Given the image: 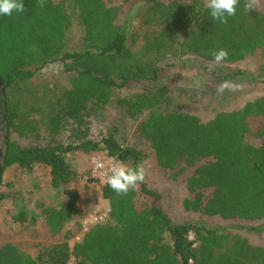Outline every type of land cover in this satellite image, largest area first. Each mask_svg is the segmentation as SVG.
<instances>
[{"label":"trees","instance_id":"1","mask_svg":"<svg viewBox=\"0 0 264 264\" xmlns=\"http://www.w3.org/2000/svg\"><path fill=\"white\" fill-rule=\"evenodd\" d=\"M130 1L45 0L40 7L38 0H23V13L0 16L5 90L0 127L8 139L2 173L10 167L31 173L43 165L51 188L66 196L64 205L41 210L49 233L62 235V241L41 246L34 255L2 244L0 264H68L71 259L74 264H264V247H252L238 235L203 223H175L144 181L121 196L105 183L101 198L108 204L107 220L69 246L73 234L65 228L78 213V194L66 188L78 175L65 156L102 152L130 167L147 159L143 150L119 143L113 131L97 141L90 138L84 118L109 104L137 121L135 135L148 144L170 181L190 173L185 179L190 197L182 203L186 212L241 222L264 219V96L209 121L157 110L168 94L159 83L161 73L172 58L192 57L195 65L219 66L218 72L249 57L264 58V0H255L249 12L240 0L227 24L212 20L203 0H151L133 21ZM74 27L82 29V37L70 52ZM220 48L228 59L216 64L210 52ZM56 62L71 76L68 87L50 95L29 92L34 71ZM258 75L264 77V67ZM255 77L237 70L220 80ZM131 88L128 96H113ZM42 103L46 120L36 121L32 106ZM68 122L77 128L63 145L56 137ZM12 220L34 224L36 217L20 210Z\"/></svg>","mask_w":264,"mask_h":264},{"label":"rangeland","instance_id":"2","mask_svg":"<svg viewBox=\"0 0 264 264\" xmlns=\"http://www.w3.org/2000/svg\"><path fill=\"white\" fill-rule=\"evenodd\" d=\"M150 1L131 0L127 8L129 20L134 21ZM121 3L122 0H117V4ZM129 28H135V25ZM71 30L70 52L78 48L82 37L80 27H74ZM193 60L192 57H178L165 63L159 83L167 87L168 94L166 101L157 110L185 112L197 116L201 121H209L218 113L239 110L246 103L264 96V77L258 75L260 69L264 67V58L261 56L249 57L232 66H223L220 69L221 72L216 71L219 66L211 64L212 68L209 70V64H197V66ZM237 70L253 74L256 80L233 81L242 86L240 90H226L223 94H218L216 89L222 82L220 78L224 74H231ZM70 78V75L64 73L62 63L56 62L34 71V76L28 82L27 88L29 92H35L38 96L50 95L61 88L68 87ZM197 81H200L199 86H197ZM131 93L132 88L116 91L113 96L124 97ZM28 103L30 104L29 101ZM35 104L32 106L35 120H46L44 103ZM136 124L137 121L127 118L113 104L94 109L89 116L84 118V126L89 128L92 140H100L102 136L113 131L119 143L134 146L146 153L147 159L141 163L146 171L144 182L149 189L160 195L164 211L175 223H203L208 228L238 235L252 247H264V219L258 222H241L222 220L217 217H201L186 212L182 203L190 197L185 187V179L190 173L177 181H170L167 175L157 167L148 144L135 135ZM38 126L41 127L40 124ZM76 128L75 122L65 123L56 137L57 141L63 145L69 144L70 135ZM43 134L44 130L41 131V135ZM251 143L258 144L259 142L252 141ZM65 158L78 175V181L66 188L78 194V213L65 228L73 234V237L68 240L69 246L72 247L89 228L107 220L108 204L101 198V188L105 183L100 182L93 175L95 164L98 161L107 160V157L102 152H74L66 155ZM1 182L0 194L4 195V199L0 201V246L12 243L20 251L34 255L41 246L62 241V235L52 236L42 220V209L64 205L66 202V196L62 190L51 188L47 167L36 165L31 173L10 167L1 174ZM20 210L34 215L36 222L34 224L13 222L12 218ZM68 264H74L73 259Z\"/></svg>","mask_w":264,"mask_h":264},{"label":"clouds","instance_id":"3","mask_svg":"<svg viewBox=\"0 0 264 264\" xmlns=\"http://www.w3.org/2000/svg\"><path fill=\"white\" fill-rule=\"evenodd\" d=\"M240 0H205V7L209 10L211 19L221 24H227L228 18L236 15L237 5ZM45 0H38V5L44 7ZM255 0H245L244 10L249 12L255 10ZM25 11L23 0H0V16H11L13 12L23 13ZM210 55L216 64H220L228 59V51L224 48L213 49ZM211 70L212 65H208ZM199 86L200 81H197ZM242 86L233 81L224 80L217 87L218 94H223L226 90L238 91ZM146 176L145 168L142 164L130 167L124 162L112 158L106 171L103 173L104 182L118 196L127 195L130 190H134L140 183H143Z\"/></svg>","mask_w":264,"mask_h":264},{"label":"water","instance_id":"4","mask_svg":"<svg viewBox=\"0 0 264 264\" xmlns=\"http://www.w3.org/2000/svg\"><path fill=\"white\" fill-rule=\"evenodd\" d=\"M0 96L2 97V102L4 103L5 90H4V86H3L1 79H0ZM7 143H8V139L5 133V129L1 126L0 127V179H1V174H2L3 160H4V156H5L6 149H7Z\"/></svg>","mask_w":264,"mask_h":264},{"label":"built area","instance_id":"5","mask_svg":"<svg viewBox=\"0 0 264 264\" xmlns=\"http://www.w3.org/2000/svg\"><path fill=\"white\" fill-rule=\"evenodd\" d=\"M112 158H107V160L98 161L95 166L93 167V175L97 178L100 182H104L103 173L106 171L109 163L111 162ZM105 183V182H104ZM192 235L189 234V238L191 239Z\"/></svg>","mask_w":264,"mask_h":264}]
</instances>
